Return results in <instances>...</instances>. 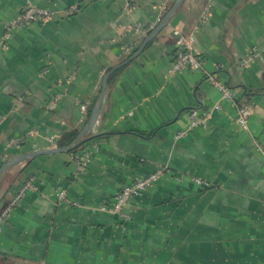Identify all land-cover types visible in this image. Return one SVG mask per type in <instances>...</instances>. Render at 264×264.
Instances as JSON below:
<instances>
[{"label": "crops", "instance_id": "crops-1", "mask_svg": "<svg viewBox=\"0 0 264 264\" xmlns=\"http://www.w3.org/2000/svg\"><path fill=\"white\" fill-rule=\"evenodd\" d=\"M206 1L185 0L137 56L109 75L94 136L79 148L97 143L85 171H75L71 151L7 169L6 198L27 175L39 190L9 211L0 254L35 264H264V153L253 142L264 147V0H210L195 36L204 68L251 105L247 129L203 71L167 72L176 36L191 29ZM28 4L56 16L11 31L3 45L6 22ZM74 4L76 13L61 11ZM163 15L161 0H0V165L61 146L64 136L71 142L84 125L79 104L94 103L104 74L147 35L132 25H156ZM217 101L221 108L205 127L174 139L190 108ZM14 137L22 138L19 145L6 146ZM163 166L127 203L124 225L115 214L55 196L62 187L85 205L110 202L123 184Z\"/></svg>", "mask_w": 264, "mask_h": 264}, {"label": "built area", "instance_id": "built-area-1", "mask_svg": "<svg viewBox=\"0 0 264 264\" xmlns=\"http://www.w3.org/2000/svg\"><path fill=\"white\" fill-rule=\"evenodd\" d=\"M174 0H161L162 9L164 13L169 8L171 3ZM210 0H207L201 8V11L198 15V18L191 29L187 32V34L181 36L177 40V46L174 53V57L167 69L168 73H175L181 71L182 69L189 68L195 70H201L205 74L206 78L210 81L211 84L216 86L220 93L221 98L227 99L232 102L233 106L235 107V121L244 129L248 128V120L249 116L252 111V107L249 103L238 102L235 97L234 91L228 86L227 83L223 82L222 80L218 79L211 73L204 68L203 65V58L199 53L198 49L195 46V36L196 32L202 23L206 15L208 13L210 7ZM61 11L65 15L74 14L79 11V7L74 4L70 5L66 8H62ZM54 10L41 8L39 6L28 4L23 7L13 18L9 19L5 24V29L2 37V44L4 45L5 39L10 35L11 31L13 30H21L26 25L34 21H45L49 18L55 17L56 13ZM162 17V16H161ZM133 28L140 33V35L144 36L148 34L154 27L155 24H144V23H136L132 25ZM131 49L130 45L123 47V52L126 53ZM257 54V53H255ZM92 101L87 99L84 102L79 104L80 109V122L85 123ZM221 108L220 102H214L212 105L205 109H200L198 107H192L188 111V125L186 129L179 130L174 133V139H179L184 136L189 129L195 127H205L209 117L211 116L212 112L215 110H219ZM52 141L54 140L53 137H49ZM21 137H14L10 138L7 141L6 146H18L21 142ZM254 144L256 145L257 149L264 153L263 145L258 142L256 139H253ZM97 143L93 142L86 148L85 151L81 149H77L70 155V160L75 165V171L83 172L89 166L90 162V151L91 149H96ZM83 151V152H82ZM165 169V166L159 167L156 170L132 180L131 182L123 184L120 189L117 191L116 195L110 202L100 201L93 205H85L82 204L80 201L71 199L68 197L66 190L62 187L55 188V196L59 203H67L73 206H83L90 208L92 210H100L106 211L112 214H115L121 220V225H124L128 220H130L131 215L126 210V205L130 201L132 197L139 196L143 193V191L149 187L161 174L162 171ZM195 181L198 183H203L207 185V182H201L200 179L195 178ZM39 186L34 182L33 177L29 176L25 179L19 189L14 193V195L10 198V200L6 203V205L0 210V230L2 228L3 223L9 213V211L20 201L22 196L27 191H38Z\"/></svg>", "mask_w": 264, "mask_h": 264}, {"label": "water", "instance_id": "water-1", "mask_svg": "<svg viewBox=\"0 0 264 264\" xmlns=\"http://www.w3.org/2000/svg\"><path fill=\"white\" fill-rule=\"evenodd\" d=\"M184 1L185 0H174L169 6V8L166 10L164 15L161 17V19L158 21V23L155 25V27L144 37L139 48L134 53H132L124 62L113 66L109 71H107L104 74L99 93L90 108L88 118L84 123L81 131L71 142L67 143L66 145H61V146L54 145L26 153H19L12 157H9L4 162H2V164L0 165V210L6 205V201H4L3 199L1 181L3 174L7 171V169H9L11 166L22 160L32 159L39 155L49 154V153H59V152H65V153L70 152L74 149L79 148V146L82 145V143H84L86 140L92 138L94 135H90L89 132L94 126L99 116L100 108L106 93L107 79L109 75L118 68H120L123 64L127 63L135 56H137L142 51L146 43L153 40L161 32V30H163L169 24L171 18L174 16V14L178 10V8L183 4Z\"/></svg>", "mask_w": 264, "mask_h": 264}, {"label": "trees", "instance_id": "trees-1", "mask_svg": "<svg viewBox=\"0 0 264 264\" xmlns=\"http://www.w3.org/2000/svg\"><path fill=\"white\" fill-rule=\"evenodd\" d=\"M187 33V32H186ZM186 33H183V34H179V35H177L176 36V39H179L181 36H183V35H185ZM70 137H68V136H64L63 138H61V140H59L58 141V143L57 144H59V145H64V144H67L69 141H70V139H69ZM92 140V138H90V139H88V140H86L84 143H87V142H89V141H91ZM84 143H82V145L84 144ZM82 145H80L79 146V148L82 146ZM79 148H77V149H79ZM77 149H74V150H72L71 152H73V151H75V150H77ZM29 175H27L25 178H24V180L22 181V183L25 181V179L28 177ZM22 183L19 185V187L22 185ZM19 187L17 188V190L19 189ZM16 190V191H17ZM15 191V192H16ZM14 192V193H15ZM14 193H13V195H14ZM13 195H11L10 197H12ZM7 196L6 195H4L3 196V199H4V201H6V203L10 200V197L9 198H6ZM17 259V258H16ZM16 259H14V258H12V257H7L6 255H4V254H0V264H5V263H8V264H10V263H13V264H35V263H33L32 261H24L23 259H19V260H16Z\"/></svg>", "mask_w": 264, "mask_h": 264}, {"label": "rangeland", "instance_id": "rangeland-1", "mask_svg": "<svg viewBox=\"0 0 264 264\" xmlns=\"http://www.w3.org/2000/svg\"><path fill=\"white\" fill-rule=\"evenodd\" d=\"M5 264H8V263H5ZM10 264H13V263H10Z\"/></svg>", "mask_w": 264, "mask_h": 264}]
</instances>
